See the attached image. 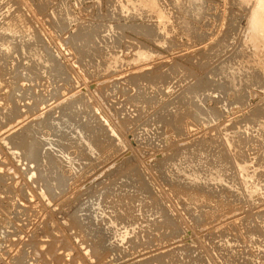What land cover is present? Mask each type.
Here are the masks:
<instances>
[{
	"label": "rangeland",
	"instance_id": "1",
	"mask_svg": "<svg viewBox=\"0 0 264 264\" xmlns=\"http://www.w3.org/2000/svg\"><path fill=\"white\" fill-rule=\"evenodd\" d=\"M133 1L0 0V264H264L256 0Z\"/></svg>",
	"mask_w": 264,
	"mask_h": 264
},
{
	"label": "bare ground",
	"instance_id": "2",
	"mask_svg": "<svg viewBox=\"0 0 264 264\" xmlns=\"http://www.w3.org/2000/svg\"><path fill=\"white\" fill-rule=\"evenodd\" d=\"M114 1H116V0H114ZM135 1L142 3V5H147V1H148V0H135ZM135 1H133L134 4H135ZM149 1H150V3L152 4V2H155L156 0H149ZM43 3H44V2H43ZM113 3H114V2H113ZM129 3H130V0H129ZM131 4H132V2H131ZM136 4H137V3H136ZM153 4H154V3H153ZM140 5H141V4H140ZM137 6H138V5H137ZM151 6H152V5H151ZM153 6L156 7V5H153ZM153 6H152V7H153ZM42 7H43V5H42ZM141 7H142V6H141ZM144 7H145V6H144ZM146 7H147V6H146ZM152 7H149V8H152ZM142 8H143V7H142ZM153 9H154V8H153ZM153 9H152V10H153ZM156 9L158 10V9H160V8H156ZM156 9H155V11L158 12ZM148 10H149V9H148ZM152 10H151V11H152ZM160 10H161V9H160ZM155 11H153V12H155ZM161 11H162V10H161ZM253 11H254V13H255V14L253 13V14H254V15H253V19L256 18V16H257V18H256L257 20H258V18H259L258 21L254 19L253 23L256 21V22H255L256 24L254 23L255 25H253V26L255 27L256 25H258L257 22H259V25H261L262 23H264V0H256L255 5H254V10H253ZM158 13H160V12H158ZM111 14H113V13H111ZM156 14H157V13H156ZM254 16H255V17H254ZM258 16H259V17H258ZM111 17H112V16H111ZM152 17H153V16H152ZM158 17H159V15H158ZM156 18H157V17H156ZM260 21L262 22L261 24H260ZM8 23H9V22H8ZM59 23H60V22H59ZM251 23H252V21H251ZM253 23H252V24H253ZM62 24H63V23H62ZM6 25H7V24H6ZM259 25H258V26H259ZM253 26H252V28H253ZM258 26H256V28H257ZM261 26H262V25H261ZM0 28H1V27H0ZM249 29H250V28H249ZM260 30H261V29H260ZM254 34H255V33H254ZM263 39H264V38H263ZM74 43H75V42H74ZM91 44H92V43H91ZM3 46H4V45H3ZM76 48H77V47H76ZM31 50H32V49H31ZM83 50H84V49H83ZM28 53H29V52H28ZM36 54L39 55L38 53H36ZM37 57H38V56H37ZM114 59H115V58H114ZM40 60H41V59H40ZM47 60H48V59H47ZM45 61H46V59H45ZM41 62H42V61H41ZM47 63H48V62H47ZM226 63H227V62H226ZM228 65H229V64H228ZM108 66H109V65H108ZM3 67H4V66H3ZM5 68H6V67H5ZM24 68H25V67H24ZM21 69H22V68H21ZM3 70H4V69H3ZM3 72H4V71H3ZM214 72H215V71H214ZM243 76H244V75H243ZM247 77H248V76H247ZM237 78H238V77H237ZM250 78H251V77H250ZM257 78H258V77H257ZM227 81H228V80H227ZM244 81H245V80H244ZM214 82H215V81H214ZM223 82H224V81H223ZM232 82H233V81H232ZM234 82H235V81H234ZM248 82H249V81H248ZM250 82H251V81H250ZM257 82H258V81H257ZM226 83H228V82H226ZM228 84H229V83H228ZM218 85H219V84H218ZM237 85H238V84H237ZM215 86H216V85H215ZM222 86H223V85H222ZM224 86H225V84H224ZM228 86H229V85H228ZM244 86H246V85H244ZM201 87H202V86H201ZM216 87H217V86H216ZM230 87H231V86H230ZM221 88H222V87H221ZM226 88H227V87H226ZM231 89H232V87H231ZM241 89H243V88H241ZM233 90L235 91L236 89H233ZM204 93H205V92H204ZM227 96H228V95H227ZM239 96H240V95H239ZM239 98H240V97H239ZM241 98H242V97H241ZM222 102H223V101H222ZM218 103H219V102H218ZM13 108H14V107H13ZM216 110H217V109H216ZM14 112H16V111H14ZM37 112H38V111H37ZM39 112H40V111H39ZM66 112H69V111H66ZM162 112H163V111H162ZM168 112H169V111H168ZM214 112H215V110H214ZM10 114H11V113H10ZM12 114H13V113H12ZM12 114H11V115H12ZM20 114H21V113H20ZM65 114H66V113H65ZM209 114H210V113H209ZM165 115H166V114H165ZM165 115H164V116H165ZM263 115H264V114H263ZM9 116H10V115H9ZM19 116H20V115H19ZM19 116H18V117H19ZM50 116H51V115H49L48 118H51ZM65 116H66V115H65ZM164 116H163V117H164ZM31 117H32V116H31ZM171 117H172V116H171ZM172 118H173V117H172ZM257 118H258V117H257ZM18 119H19V118H18ZM21 119H22V117H21ZM169 119H171V118L169 117ZM50 120H51V119H50ZM167 120H168V119H167ZM174 120H178V118H176V119L174 118ZM261 120H262V119H261ZM51 121H52V120H51ZM17 122H18V121H17ZM49 122H50V121H49ZM174 122H175V121H174ZM262 122H263V121H262ZM21 123H22V122H21ZM31 123H33V122H31ZM50 123H51V122H50ZM180 123H181V122H180ZM24 124H26V123H24ZM27 124H28V123H27ZM51 125H54V123H53V124L51 123ZM74 126H75L74 128H75V130H76V133H79V134H78V135H79V139L77 138V139H78L77 142H78L79 144H81V146H85V148H82V147H81V148H82V149H81V153L83 152L81 155H84V153H87L88 155L91 156V157H89L90 160H95V157H94V156H95V154H97V152H95V149H96V147H98V146H97V138L93 137V138H91L90 140H88L87 138L82 137V131H81V128H80L78 125H74ZM15 127H16V126H15ZM71 127L73 128L72 125H71ZM179 127H180V126H179ZM181 127H182V126H181ZM25 128H26V127H24V129H25ZM56 128H57V127H56ZM9 129H10V128H9ZM24 129H23V131H24ZM57 129H58V128H57ZM68 129H69V128H68ZM92 129H93V130H92ZM92 129H91L92 131H95V130L97 131V130H98L97 127H95V130H94L93 127H92ZM10 130H11V129H10ZM17 130H18V129H17ZM20 130H21V132H20ZM58 130H59V129H58ZM73 130H74V129H71V131H73ZM75 130H74V132H75ZM91 130H90V131H91ZM183 130H184V128H183ZM18 131H19L20 133H22V129H19ZM16 133H18V132L16 131ZM20 133H19V135H16V134H15L14 137H18V139H19V143L21 144V146H23L24 148L26 147L27 149H30V151L28 150L29 152L27 151L28 153L26 152V153L28 154V156H31L30 158H33V159L36 158L37 161H36V160H35V161H36V162H39L38 165H40V162L43 163V161L47 158V159L50 160V161H49L50 164H53L52 167H56V168H57V166L54 165V164H56V161H57L56 159H58L59 157L56 158V159H53V157L51 158V156H50V157H49V156L46 157L44 154H42V151H40L39 148H38L35 144H33L32 142H29L27 139H25V137L23 136V134H20ZM71 133H72V132H71ZM94 133H96V132H94ZM97 133H98V132H97ZM69 134H70V133H69ZM186 134H187V133H186ZM62 135H63V133H62ZM64 135H65V134H64ZM11 136H12V135H11ZM67 136H68V135H67ZM69 137H75V136H74V135H71V136L69 135ZM45 141H46V140H45ZM259 141H260V140H259ZM223 144H224V143H223ZM229 144H230V143H229ZM237 145H238V144H237ZM79 146H80V145H79ZM204 146H206V145H204ZM223 146H225V145H223ZM234 146H235V145H234ZM61 147H62V146H61ZM93 147H94V148H93ZM213 147H214V146H213ZM227 147H228V146H227ZM240 147H241V146H240ZM225 148H226V147H225ZM228 148H229V147H228ZM235 148H236V147H235ZM212 149H213V148H212ZM218 149H219V147H218ZM260 149H261V148H260ZM61 150H62V149H61ZM236 150H237V149H236ZM209 151H210V148H209ZM209 151H206V153H210V152H212V151H213L212 153L215 152V150H212V151H210V152H209ZM220 151H221V150H220ZM220 151H219V152H220ZM226 151H228V150H226ZM238 151H239V150H238ZM24 152H25V151H24ZM59 152H60V151H59ZM222 152H223V151H222ZM187 153H188V152H187ZM223 153H224V152H223ZM254 153H255V152H254ZM66 154H67V152H66L65 150H62L61 153H60V155H63L62 158L66 157V156L68 155V154H67V155H66ZM224 154H225V153H224ZM231 154H232V153H231ZM238 154H239V153H238ZM240 154H241V153H240ZM81 155H80V156H81ZM85 155H86V154H85ZM88 155H87V156H88ZM200 155H201V154H200ZM205 155H206V154H205ZM211 155H212V154H211ZM87 156H86V157H87ZM192 156L194 157V155H192ZM208 156H209V155H208ZM236 156H237V154H236ZM247 156H248V155H247ZM81 157H82V156H81ZM81 157H80V159H79L80 161H81ZM187 157H188V156H187ZM190 157H191V156H190ZM62 158H61V159H62ZM96 158H97V157H96ZM224 158H226V157H224ZM229 158H230V157H229ZM66 159H67V157H66ZM82 159H83V161L85 160L84 158H82ZM208 159H209V158H208ZM231 159H232V158H231ZM237 159H238V158H237ZM55 160H56V161H55ZM70 160H71V159H70ZM70 160H69V161H70ZM165 160H166V159H165ZM174 160H175V159H174ZM174 160H173V161H174ZM245 160H246V159H245ZM62 161H63V160H62ZM62 161H61V162H62ZM64 161H65V160H64ZM69 161H68V162H69ZM72 161L74 162V160H72ZM72 161H70V164L72 163ZM87 161H88V160H87ZM167 161H169V160H167ZM171 161H172V160H171ZM224 161H225V160H224ZM224 161H223V162H224ZM228 161H229V160H228ZM230 161H231V160H230ZM240 161H241V160H240ZM252 161H253V160H252ZM252 161H251V162H252ZM46 162H47V161H46ZM59 162H60V161H59ZM93 162H94V161H93ZM93 162H91V163H93ZM160 162H161V161H160ZM160 162H159V163H160ZM198 162H199V160H198ZM243 162H244V161H243ZM255 162H256V161H255ZM257 162H258V161H257ZM44 163H45V161H44ZM174 163H175V161H174ZM174 163H173V164H174ZM190 163H191V162H190ZM224 163H226V162H224ZM231 163H232V162H231ZM239 163H240V162H239ZM244 163H245V162H244ZM261 163H262V162H261ZM58 164H59V163H58ZM173 164H172V167H173ZM175 164H177V163H175ZM204 164H205V162H204ZM204 164H203V165H204ZM237 164H238V163H237ZM44 165H49V164H48V162H47V164L45 163ZM212 165H214V164H212ZM215 165H216V164H215ZM218 165H219V164H218ZM228 165H229V164H228ZM233 165H234V163L232 164V166H233ZM240 165H242V164H240ZM243 165H244V164H243ZM255 165H256V164H255ZM259 165H260V164H259ZM50 166H51V165H50ZM72 166H73V165H72ZM158 166H159V165H158ZM180 166H181V165H180ZM180 166L178 165V167H180ZM199 166H200V165H199ZM201 166H202V165H201ZM238 166H239V165H238ZM245 166H246V163H245ZM250 166H251V165H250ZM39 167H40V166H39ZM42 167H43V166H42ZM58 167H59V166H58ZM190 167H191V166H190ZM206 167H207V166H206ZM223 167H224V166H223ZM234 167H235V166H234ZM241 167H242V166H241ZM257 167H258V166H257ZM44 168H46V171H48V170H47V169H48V166H47V167H44ZM73 168H74V167H73ZM163 168H164V167H163ZM167 168H168V167H167ZM207 168H208V167H207ZM214 168H215V167H214ZM219 168H220V167L218 166L217 169H219ZM229 168H230V167H229ZM237 168H238V167H237ZM263 168H264V167H263ZM50 169L52 170V168H50ZM50 169H49V170H50ZM74 169H75V168H74ZM164 169H165V168H164ZM175 169H177V168H175ZM185 169H186V168H185ZM189 169H190V168H189ZM203 169H204V168H203ZM217 169H214V170H217ZM227 169H228V168H227ZM227 169H225V170H227ZM245 169L248 170V167H246ZM259 169H260V168H259ZM43 170H44V169H43ZM173 170H174V169H173ZM183 170H184V169H183ZM190 170H191V169H190ZM206 170H207V169H206ZM210 170H211V169H210ZM225 170H224V172H225ZM241 170H242V169H241ZM243 170H244V167H243ZM254 170H255V169H254ZM59 171H60V170H59ZM164 171H165V170H164ZM164 171H163V172H164ZM167 171H168V170H167ZM184 171H186V170H184ZM207 171H208V170H207ZM207 171H206V172H207ZM212 171H213V170H212ZM255 171H256V170H255ZM49 172H50V171H48V173H49ZM55 172H56V171H55ZM134 172H136V171H134ZM168 172H169V171H168ZM175 172H176V171H175ZM177 172H178V171H177ZM187 172H188V171H187ZM196 172H197V171H196ZM202 172H203V171H202ZM224 172H223V173H224ZM46 173H47V172H46ZM53 173H54V172H53ZM59 173H60V172H59ZM128 173H129V171H128ZM192 173H193V172H191V174H192ZM198 173H200V172H198ZM208 173H209V172H208ZM223 173H222V174H223ZM243 173H244V172H243ZM245 173H246V172H245ZM54 174H55V173H54ZM57 174H58V173H57ZM57 174H56V175H57ZM124 174H125V173H124ZM126 174H127V173H126ZM140 174H141V173H140ZM164 174H165V173H164ZM169 174H170V173H169ZM169 174H167V175H169ZM172 174H173V173H172ZM178 174H179V173H178ZM194 174H195V173H194ZM205 174H206V173H205ZM212 174H213V173H212ZM217 174H219V172H217ZM252 174H253V173H252ZM258 174H259V173H258ZM130 175H131V174H130ZM130 175H129V176H130ZM138 175H139V174H138ZM167 175H166V176H167ZM208 175H209V174H208ZM235 175H237V174L235 173ZM242 175H243V174H242ZM248 175H249V173H248ZM129 176H128V177H129ZM136 176H137V175H136ZM163 176H165V175H163ZM181 176H182V175H181ZM188 176H189V175H188ZM188 176H187V177H188ZM190 176H191V175H190ZM201 176H202V175H201ZM204 176H205V175H204ZM211 176H213V175H211ZM221 176H222V175H221ZM246 176H247V175H246ZM260 176H261V175H260ZM58 177H59V176H58ZM61 177H62V176H61ZM133 177H134V176H133ZM170 177H171V176H170ZM174 177H175V175H174ZM174 177H173V178H174ZM192 177H193V176H191V178H192ZM195 177H196V176H195ZM195 177H194V178H195ZM197 177H198V176H197ZM197 177H196V178H197ZM199 177H200V176H199ZM206 177H207V176H206ZM214 177H215V179L217 180V178L220 177V176H219V175L217 176V175L214 174ZM214 177H212V178L214 179ZM126 178H127V177H126V175H125V179H126ZM139 178H140V177H139ZM142 178H143V177H142ZM194 178H193V179H194ZM200 178H201V177H200ZM202 178H203V177H202ZM212 178L210 177V178L208 179V181H209L210 179H212ZM242 178H243V177H242ZM259 178H260V177H259ZM60 179H61V178H60ZM62 179H63V177H62ZM122 179H124V176H123ZM127 179H128V178H127ZM129 179H130V178H129ZM129 179H128V180H129ZM133 179H134V178H133ZM183 179H184V178H183ZM187 179H188V178H187ZM187 179H186V180H187ZM198 179H199V178H198ZM203 179H204V178H203ZM218 179H219V178H218ZM227 179H228V178H227ZM252 179H253V178H252ZM252 179H251V180H252ZM262 179H263V178H262ZM141 180H142V179H141ZM141 180H140V181H141ZM163 180H164V179H163ZM174 180H176V179H174ZM196 180H197V179H196ZM234 180H235V179H234ZM238 180H239V179H238ZM166 181H167V179H166ZM180 181H181V180H180ZM182 181H183V180H182ZM200 181H202V180H200ZM203 181H204V182H203ZM203 181H202V183L205 184V182L207 181V179H206V181H205V179H204ZM212 181L214 182L215 180H212ZM220 181H221V180H220ZM220 181H218V182H220ZM122 182H123V181H122ZM124 182H125V180H124ZM167 182H168V181H167ZM171 182H172V181H171ZM173 182H174V181H173ZM185 182H186V181H185ZM196 182H197V181H196ZM198 182H199V180H198ZM209 182H210V181H209ZM209 182H206V184L209 183ZM215 182H216V181H215ZM215 182H214V183H215ZM228 182H229V181H228ZM244 182H245V181H244ZM244 182H241V183H244ZM248 182H249V181H248ZM253 182H254V181H253ZM257 182H258V181H257ZM129 183H130V182H129ZM137 183H139V180L137 181ZM174 183H176V182H174ZM180 183H181V182H180ZM188 183H189V182H188ZM188 183L186 184L187 186H188ZM193 183H194V180H193ZM200 183H201V182H200ZM211 183H212V182H211ZM221 183H222V181H221ZM231 183H232V182H231ZM139 184H140V183H139ZM171 184H172V183H171ZM195 184H196V183H195ZM206 184H205V185H206ZM209 184H210V183H209ZM215 184H216V183H215ZM123 185H128L127 180H126L125 184H123ZM140 185H141V184H140ZM142 185H145V186H146L145 183L142 184ZM147 185H148V184H147ZM175 185H176V184H175ZM186 185H184V187H185ZM196 185H197V184H196ZM199 185H200V184H199ZM202 185H203V184H202ZM205 185H203V186H205ZM216 185H217V184H216ZM220 185H221V184H220ZM234 185H235V183H234ZM259 185H260V184H257L258 187H256V185H255L254 187H256V188L259 189ZM135 186H136V185H135ZM135 186H134L132 183L130 184V187H131V188H133V187H135ZM138 186H139V185H138ZM145 186H144V187H145ZM148 186H150V185H148ZM177 186H179V184H178ZM187 186H186L185 188H188ZM191 186H192V185H191ZM191 186H190V187H191ZM203 186H202V187H203ZM221 186H222V185H221ZM226 186H227V185H226ZM140 187H141V186H140ZM169 187H170V186H169ZM173 187H174V186H173ZM179 187H180V186H179ZM181 187H182V186H181ZM184 187H183V188H184ZM193 187H194V186H193ZM193 187H192V188H193ZM195 187H196V186H195ZM200 187H201V186H200ZM230 187H231V186H230ZM263 187H264V186H263ZM116 188L118 189V187H116ZM142 188H143V187H142ZM207 188H208V187H207ZM216 188H217V187H216ZM223 188H224V186H223ZM227 188H228V187H226V189H227ZM243 188H244V187H243ZM261 188H262V187H261ZM103 189H104V188H103ZM103 189H102V190H103ZM106 189L111 190V192H114V189H115V188L112 190V189H110L109 187H107V188H105V190H106ZM119 189H121V187H120ZM119 189H118V190H119ZM134 189H135V188H134ZM138 189H141V188H138ZM138 189H137V190H138ZM145 189H146V188H145ZM181 189H182V188H181ZM193 189H195V188H193ZM200 189H201V188H200ZM205 189H206V188H205ZM208 189H209V188H208ZM230 189H231V188H230ZM105 190H104V192H105ZM148 190H149V189H148ZM172 190H173V189H172ZM176 190H177V189H176ZM178 190H180V189L178 188ZM184 190H185V189H184ZM186 190H188V189H186ZM195 190H196V189H195ZM222 190H223V189H222ZM222 190H221V191H222ZM233 190H235V189H233ZM100 191H101V190H100ZM139 191H140V190H139ZM192 191H194V190H192ZM192 191H191V192H192ZM198 191H200V190H197V192H198ZM201 191H203V188H202ZM207 191H208V190H207ZM212 191H214V190H212ZM215 191H216V190H215ZM217 191H218V190H217ZM229 191H230V190H228V192H229ZM104 192H99V194H100V193L102 194V193H104ZM106 192H107V190H106ZM106 192H105V193H106ZM108 192L110 193V191H108ZM175 192H176V191H175ZM178 192L180 193L181 191H178ZM178 192H177V193H178ZM204 192H206V191H204ZM208 192H209L210 194H211V193H216V192H210V191H208ZM218 192H220V191H218ZM230 192H231V191H230ZM235 192H236V191H235ZM244 192H245V191H244ZM119 193H120V190H119ZM145 193H146V192H145ZM145 193H144V194H145ZM189 193H190V191H189ZM220 193H222V192H220ZM226 193H227V190H226ZM248 193L250 194L249 191H248ZM254 193H255V192H254ZM99 194L96 195V196L101 197V196H99ZM111 194H116V193L114 192V193H111ZM152 194H154V193H152ZM198 194H199V193H198ZM202 194H203V193H202ZM210 194H207V195H209V197H211ZM223 194H224V193H223ZM230 194H232V193H230ZM230 194H229V195H230ZM235 194H236V193H235ZM117 195H119V194H117ZM140 195H141V197H142V194H140ZM193 195H194V194H193ZM200 195H201V194H200ZM205 195H206V193H205ZM232 195H233V194H232ZM243 195H244V194H243ZM106 196H107V194H106ZM106 196H105V197H106ZM112 196H113V195H112ZM148 196H150V195H148ZM190 196H192V195H190ZM233 196H234V195H233ZM240 196H241V195H240ZM102 197H103V196H102ZM118 197H119V196H118ZM120 197H121V195H120ZM143 197H144V196H143ZM150 197H151V196H150ZM150 197H149V198H150ZM179 197H180V196H179ZM199 197H201V196H199ZM214 197H216V196H213V198H214ZM218 197H219V196H217V198H218ZM223 197H224V196H223ZM227 197H228V196H227ZM235 197H237V195L234 196L233 199H236ZM146 198H147V197H146ZM151 198H152V197H151ZM180 198H181V197H180ZM186 198H188V196H187ZM207 198H208V197H207ZM102 199H103V198H102ZM142 199H143V198H142ZM144 199H145V198H144ZM214 199H215V198H214ZM225 199H226V198H225ZM225 199H224V201H225ZM245 199H246V198H245ZM100 200H101V199H100ZM120 200H121V199H120ZM120 200H119V201H120ZM150 200H152V199H150ZM187 200H188V199H187ZM222 200H223V199H222ZM226 200H227V199H226ZM237 200H238V199H237ZM90 201H91V200H90ZM103 201H104V199H103ZM107 201H108V200H107ZM113 201H114V200H113ZM116 201H117V200H116ZM218 201H219V200H218ZM224 201H223V202H224ZM232 201H233V200H232ZM248 201H250V200H248ZM101 202H102V201H101ZM120 202H121V201H120ZM152 202H153V201H152ZM212 202H213V201H212ZM220 202H221V201H220ZM233 202H234V201H233ZM245 202H246V201H245ZM90 203H91V202H90ZM92 203L94 204V201H93ZM96 203H97V202H96ZM99 203H100V202H99ZM145 203H146V202H145ZM157 203H158V202H157ZM188 203H189V202H188ZM202 203H203V202H202ZM224 203H228V202H224ZM229 203H230V202H229ZM246 203H247V202H246ZM97 204H98V203H97ZM102 204H103V203H102ZM203 204H204V203H203ZM208 204H209V203H208ZM237 204H238V203H236V205H237ZM241 204H242V203H241ZM247 204H248V203H247ZM90 205H91V204H90ZM94 205H95V204H94ZM116 205H117V204H116ZM130 205H131V204H130ZM154 205H155V204H154ZM186 205H187V204H186ZM199 205H200V204H199ZM204 205H205V204H204ZM210 205H211V204H210ZM210 205H209V206H210ZM219 205H220V204H219ZM101 206H102V205H101ZM108 206H109V205H108ZM126 206H127V205H126ZM126 206H125V207H126ZM128 206H129V204H128ZM143 206H144V205H143ZM148 206H149V205H148ZM222 206H223V205H222ZM230 206H231V205H230ZM248 206H249V205H248ZM250 206H251V205H250ZM91 207H92V206H91ZM119 207H120V206H119ZM129 207L131 208V206H129ZM227 207H229V206L227 205ZM261 207H262V206H261ZM88 208H89V207H88ZM97 208H98V207H97ZM107 208H108V207H107ZM134 208H135V207H134ZM254 208H255V207H254ZM99 209H100V208H99ZM102 209H103V208H102ZM116 209H117V208H116ZM116 209H115V210H116ZM156 209H157V208H156ZM162 209H163V208H162ZM196 209H197V207H196ZM208 209H209V208H208ZM208 209H207V210H208ZM224 209H225V208H224ZM229 209H230V208H229ZM242 209H243V208H242ZM85 210H86V209H85ZM90 210H91V209H90ZM103 210H104V209H103ZM111 210H112V209H111ZM111 210H110V211H111ZM145 210H146V209H145ZM190 210H191V209H190ZM232 210H233V209H232ZM234 210H235V208H234ZM234 210H233V211H234ZM245 210H246V209H245ZM248 210H249V209H248ZM88 211H89V210H88ZM113 211H114V210H113ZM117 211H118V210H117ZM131 211H133V210H131ZM161 211H162V210H161ZM193 211H194V210H193ZM198 211H199V210H198ZM236 211H237V209H236ZM263 211H264V209H263ZM96 212H97V211H96ZM101 212H102V211H101ZM146 212H147V211H146ZM157 212H158V210H157ZM205 212H206V211H205ZM210 212H211V211H210ZM250 212H251V211H250ZM255 212H256V210H255ZM104 213H105V212H104ZM107 213H108V212H107ZM129 213H130V212H129ZM139 213H140V212H139ZM150 213H151V212H150ZM160 213H161V212H160ZM208 213H209V212H208ZM224 213H225V211H224ZM252 213H253V212H252ZM92 214H93V213H92ZM163 214H164V213H163ZM190 214H191V213H190ZM249 214H250V213H249ZM89 215H90V213H89ZM104 215H105V214H104ZM106 215H107V214H106ZM125 215H126V214H125ZM137 215H138V214H137ZM165 215H166V214H165ZM198 215H199V214H198ZM207 215H208V214H207ZM207 215H206V216H207ZM84 216L86 217L87 215H84ZM96 216H97V215H96ZM115 216H116V215H115ZM134 216H135V215H134ZM261 216H262V215H261ZM88 217H89V216H88ZM88 217H87V218H88ZM113 217H114V216H113ZM124 217H125V216H124ZM161 217H162V216H161ZM163 217H164V216H163ZM195 217H197V216H195ZM200 217H203V216L200 215ZM235 217H236V216H235ZM239 217H240V216H239ZM74 218H75V217H74ZM80 218H81V217H80ZM83 218H84V217H83ZM93 218H94V217H93ZM106 218H107V217H106ZM166 218H169V217H166ZM88 219H89V218H88ZM91 219H92V217H91ZM219 219H220V218H219ZM248 219H249V218H248ZM80 220H81V219H80ZM86 220H87V219H86ZM86 220H85V221H86ZM98 220H99V219H98ZM75 221H76V220H75ZM87 221L89 222V220H87ZM95 221H96V220H95ZM95 221H94V222H95ZM100 221H101V220H100ZM108 221H109V220H108ZM116 221H117V220H116ZM155 221H156V219H155ZM155 221H154V222H155ZM167 221H168V219H167ZM169 221H170V220H169ZM207 221H208V220H207ZM256 221H257V220H256ZM103 222H104V220H103ZM125 222H126V221H125ZM158 222H159V221H158ZM160 222H161V221H160ZM230 222H231V221H230ZM250 222H251V221H250ZM80 223H81V221H80ZM91 223H92V222H91ZM105 223H107V222H105ZM112 223H113V222H112ZM119 223H120V222H119ZM126 223H128V222H126ZM227 223H228V222H227ZM260 223H261V222H260ZM74 224H75V223H74ZM81 224H82V223H81ZM87 224H88V223H87ZM96 224H97V223H96ZM107 224H108V223H107ZM159 224H160V223H159ZM164 224H166V223H164ZM170 224H171V223H170ZM170 224H169V225H170ZM249 224H250V223H249ZM77 225H78V224H77ZM97 225H98V224H97ZM103 225H104V224H103ZM103 225H102V226H103ZM108 225H109V224H108ZM155 225H156V224H155ZM167 225H168V224H167ZM105 226H106V225H105ZM158 226L160 227V225H158ZM221 226H222V225H221ZM227 226H228V225H227ZM229 226H230V225H229ZM233 226H234V225H233ZM233 226H232V227H233ZM253 226H254V225H253ZM88 227H89V226H88ZM112 227H114L113 224H112ZM159 227H158V228H159ZM246 227H247V226H246ZM82 228H83V227H82ZM123 228H124V227H123ZM116 229H118V226H117ZM154 229H155V228H154ZM176 229H177V228H176ZM103 230L105 231L106 229H103ZM110 230H111V228H110ZM118 230H119V229H118ZM162 230H163V229H162ZM84 231H85V230H84ZM95 231H96V230H95ZM112 231H113V228H112ZM174 231H175V230H174ZM107 232H108V231H107ZM109 232H110V231H109ZM113 232H115V231H113ZM117 232H118V231H117ZM161 232H162V231H161ZM175 232H176V231H175ZM88 233H89V232H88ZM91 233H92V232H91ZM91 233H90L91 236L88 235L89 238H90V237L93 238V239H94V238H97V236L95 237V233H94V234H93V233L91 234ZM98 233H99V232H98ZM172 233H173V231H172ZM211 233H213V232H211ZM108 234H109V233H108ZM114 234H115V233H114ZM116 234H117V233H116ZM208 234H209V233H208ZM100 235H101V234H100ZM100 235H99V237H100ZM111 235H112V234H110V236H111ZM123 235H124V234H123ZM139 235H140V234H139ZM88 236H87V237H88ZM102 236H103V234H102ZM131 236H132V235H131ZM137 236H138V235H137ZM211 236H212V235H211ZM104 237H105V236H104ZM106 237H107V236H106ZM114 237H115V236H114ZM133 237H134V236H133ZM246 237H247V236H246ZM122 238H123V237H122ZM140 238H141V237H140ZM259 238H260V237H259ZM105 239H106V238H105ZM105 239H104V240H105ZM113 239H114V238H113ZM94 240L96 241L97 239H94ZM111 240H112V239H111ZM124 240H125V239H124ZM122 241H123V240H122ZM248 241H250V240H248ZM254 241H255V240H254ZM86 242H87V238H86ZM96 242L98 243L99 241H96ZM102 242H103V241H101L100 243H102ZM107 242H108V241H107ZM223 242H224V241H223ZM261 242H262V241H261ZM88 243H89V242H88ZM100 243H99V244H100ZM103 243H104V242H103ZM110 243H111V242H110ZM174 243H175V242H174ZM255 243H256V242H255ZM104 244H105V243H104ZM108 244H109V243H108ZM111 244H112V243H111ZM249 244H250V243H249ZM91 245H92V244H91ZM97 245H98V244H97ZM105 245H106V244H105ZM226 245H227V244H226ZM113 246H114V245H113ZM116 246H118V245H116ZM258 246H259V245H258ZM98 247H99V246H98ZM173 247H174V246H173ZM262 247H263V246H262ZM114 248H115V247H114ZM221 248H223V247H221ZM248 248H249V247H248ZM260 248H261V247H260ZM97 249H98V248H97ZM116 249H117V248H116ZM118 249H119V248H118ZM176 249H177V248H176ZM103 250H104V249H103ZM107 250H108V249H107ZM112 250H113V248H112ZM120 250H121V249H120ZM155 250H156V249H155ZM263 250H264V249H263ZM97 251H98V250H97ZM105 251H106V249H105ZM102 252H103V251H102ZM221 252H222V251H221ZM228 252H229V251H228ZM254 252H255V251H254ZM166 253H167V251H166ZM223 253H224V252H223ZM159 255H160V254H159ZM197 256H198V254H197ZM151 257H152V256H151ZM229 257H230V256H229ZM232 258H233V257H232ZM147 259H148V258H147ZM145 260H146V259H145ZM148 260H149V259H148ZM226 260H228V258H227ZM233 260H234V259H233ZM193 262H194V261H193ZM198 263H199V261H198ZM249 264H250V263H249Z\"/></svg>",
	"mask_w": 264,
	"mask_h": 264
}]
</instances>
